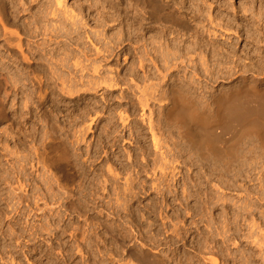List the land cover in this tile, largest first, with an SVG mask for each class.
I'll use <instances>...</instances> for the list:
<instances>
[{
    "label": "bare ground",
    "instance_id": "6f19581e",
    "mask_svg": "<svg viewBox=\"0 0 264 264\" xmlns=\"http://www.w3.org/2000/svg\"><path fill=\"white\" fill-rule=\"evenodd\" d=\"M6 1L0 0V36L4 40L3 44H6V48L14 52L16 59L24 64L31 65V57H35L34 54L40 50H42L41 54L44 53L40 59L48 58L49 61L47 69L50 75L46 74L50 77L47 75L48 78L45 79V74L42 76L43 72L30 73L34 86L32 98L37 99L39 107L51 94L49 93L52 90L51 82L56 83V80L61 82V90L65 95L74 96L94 91L102 93L101 99L104 98L105 103L108 104L107 113L110 115L112 112L109 117L113 116V112L117 113L123 130L129 131L132 141L134 138V143L140 145L147 143L148 139L143 132L145 128H137L136 120H131L138 112L142 126H146L151 136L152 150L150 146L143 145L137 149L140 153L133 152V155L132 153L129 155L126 152L128 158L132 159V162L129 161L132 163V169L134 168L133 172L135 171L137 176L144 172L147 179L151 175L150 189L163 198L166 207H170L167 197L174 195L175 200L181 197V207L185 206V210L193 211L195 217H201L200 220L204 223L209 237L204 238L198 249L195 248L198 251L196 252L198 263L217 264V260L211 258L215 248L211 247L213 244L222 242L223 246L228 248L236 247L241 241H247L259 249L260 263L264 264V46H261L262 48L258 46L264 45V0L259 3L242 1L239 8L231 2L226 3L225 0L221 3L217 1L216 7L207 0H99V32L94 30L96 33L91 32L92 34L90 30H85L88 23H84L85 17L82 18L81 11L80 14L76 12L78 15H75L76 9L66 5L65 0H53L40 7L41 19L36 20L38 19L36 18L35 21L24 26L23 32L26 31V35L33 41L36 40L28 44L24 43L22 29L16 19L9 18ZM124 5H126L125 9ZM109 6L114 10L111 14L104 12ZM224 11L233 13L226 16L223 14ZM239 13L243 16L240 17ZM111 24H114V27ZM110 31L114 33L109 35ZM73 35L77 37L73 38ZM83 35L92 45L93 51L95 49L93 55L90 52L92 50L88 51V47L84 50L79 44L83 38L85 40ZM92 35L99 38V44ZM38 38L43 39L44 44L38 42ZM60 38L68 40L67 43L74 41L72 39L76 41L77 38V43L75 41V44L73 43L76 45L75 51H68L70 50L68 48L61 50L62 52L59 51L60 49L59 52L41 49L54 40L60 45L61 43L58 42ZM218 39H225L226 44L221 45ZM241 39L246 45L240 52L236 47ZM128 55L131 60H129V70H120V65L114 67L113 63L118 61L120 56L125 58ZM93 56L99 57V60L91 63ZM70 60L73 62L72 65L69 63ZM89 62L92 64V73L97 74L95 75L97 77H90L91 79L84 74ZM67 63L73 66V69ZM66 68L71 71L76 69L74 71L77 72H68L66 76L63 72ZM124 70L126 73H123ZM0 78L1 104L5 105L11 97L10 86L14 85L15 88L19 81L10 74ZM219 81L233 82V85L229 90L220 89L214 92L211 85ZM124 85L131 93L126 94L125 90L122 92ZM106 93L111 94L109 96ZM115 93L120 94L115 97ZM114 98L118 100V104L111 103ZM101 112L103 111L99 110V117L102 115ZM4 113L6 115V112ZM42 120L51 126V121L45 113L44 116L42 115ZM93 120V118L89 120L88 129H91ZM113 129L112 127L111 132L114 133L115 129ZM50 130L46 131L44 137L48 135V138L46 143L42 144V149L35 150V157L33 156L35 164L30 165L32 171L33 168L37 173L40 171L38 174L42 179L39 181L40 184L34 185L32 195L34 207L41 212L65 207L63 201L72 191L73 188L70 191V187L74 182L69 174H64L62 177L57 174L65 171L62 163L67 157L65 152L60 153L61 144L57 143L53 129ZM109 136L114 138V135ZM244 142V147H241ZM57 149L59 153L56 152ZM53 153L56 160L52 157ZM23 164L25 163L22 162ZM127 166L126 168L124 165L121 169L124 172L129 171V164ZM112 167H107L106 171L112 177L109 175L106 179L103 177L101 192L116 196L117 203H115L118 205L116 207L127 209L129 206L125 199L137 196L135 183L137 176L134 172L136 177L132 178V171H129L126 174L132 177L123 178L122 187H114L112 190L107 185L121 172L116 173L119 168L114 171ZM119 180L116 186H121ZM17 181L19 186L12 188L14 197L16 196L20 203L24 201L25 195L21 180ZM29 181L27 180L28 183ZM141 188L146 190L144 186ZM190 199H194L196 205L200 206L191 207ZM72 203L78 204L76 201ZM76 205L75 207H78ZM219 210L221 213L215 216V212ZM205 214H209L210 217ZM204 215L205 218L208 217L207 220L203 219ZM177 224L176 228L173 225L174 229L170 226L173 229L172 235L174 234L180 239L178 241L182 242L188 230L178 227ZM192 224L193 228H198V221L195 220ZM170 238L165 240V244L171 248L175 239L169 240ZM133 241L130 240L126 244L124 240L123 243L117 244V248L126 253L125 258L114 255L115 251L112 252L113 255L108 254L111 252L109 247H102L105 250L102 253V248L99 246L98 250H101L102 255L99 264H169L170 262L180 264L184 261L182 258L185 255L182 257V254L180 262L178 261L180 257L177 258L176 250H167L170 254L166 251V255L164 250V256L158 258L149 252L153 251L151 249L154 251L160 249L161 245L150 248L147 242L139 241L140 246L137 247ZM82 250L80 249L81 253ZM92 256L86 254L83 257L85 263L90 264ZM228 257L234 263L251 264L247 262V254L238 249L234 252L229 249ZM186 259L187 257H185L187 262ZM193 259L191 258V263Z\"/></svg>",
    "mask_w": 264,
    "mask_h": 264
},
{
    "label": "rangeland",
    "instance_id": "374dc122",
    "mask_svg": "<svg viewBox=\"0 0 264 264\" xmlns=\"http://www.w3.org/2000/svg\"><path fill=\"white\" fill-rule=\"evenodd\" d=\"M11 1L10 0L6 1L7 2L6 4L8 5L7 12L10 15V17L9 16L8 17L12 20L16 19V22L18 23L19 27L22 29L21 33L24 43L26 44L32 42L34 43L36 40L33 41L31 37L26 35L27 33L26 31L23 32V29L25 28L24 26L28 25V23H32L33 21H35L36 18H38L36 20L41 19V14L39 13H41L40 11L42 6L48 4L50 1L53 0H36V1L11 0ZM65 1H66V5L68 4L69 7L71 8L73 7L72 9L74 10L76 9L75 13L77 12L80 14L81 11L82 18L85 17L84 23L86 24L88 23L87 28L85 29L86 31L90 30V33L95 31L99 32V10H98L99 0H65ZM207 1L213 3L214 7L217 6L218 2L219 3H221V1L224 2V0H207ZM225 1L226 3L231 2L232 4L235 5V7L239 8L240 5L242 4V1L249 3L252 2L259 3L261 0H228V1L225 0ZM110 8L111 6L108 7L109 10L106 9L104 10V12L110 14L113 13L114 10ZM125 8L126 5H124V9ZM216 12L217 11H215V14ZM77 13L75 15H78ZM232 13L233 12L231 11L230 12L224 11L223 14L226 16L228 14V16H230L232 15ZM34 14L36 15L34 16ZM38 14L40 18L38 17ZM239 14L240 17L243 16V14L241 13ZM111 26L114 27V24H111ZM113 33L114 31H110L109 35H112ZM75 37H77V35L76 36L73 35V38ZM93 38L95 41L97 39L99 44V38L97 37H93ZM40 39L41 38H38L37 41L40 42L41 44H44L43 39L41 40ZM72 40L75 41V39ZM82 40L79 41V44L82 46V48H84V50L87 47L89 49V50L87 49L88 51L92 50L90 52L92 53L91 55H93L95 49L93 51L92 49L93 47L86 40V37L85 40L84 38ZM218 40L220 41L221 45L226 44V42H224L225 39H218ZM67 41L68 40L60 38L58 42L61 43L60 44L61 46L58 45L56 43L57 41L55 42L54 40L53 42L48 43L50 46L49 45L42 46L41 49L43 50L45 49L47 51L49 50L50 52L51 51L56 52L60 49L59 51L62 52L61 50L64 51V49L68 48L70 49V50L67 49L68 51H72V50L75 51L76 45H73V43L74 44L75 42L77 43V38L75 42L72 41L71 43L70 42L67 43ZM240 41L239 43H237L238 46L236 45L237 46L236 48L241 52V50H243V48L245 47L246 42H244L242 39ZM3 43L4 40L3 38L1 39L0 36V77H3V75L7 76L10 74L12 78L15 77L14 79L16 80L18 78L19 86L16 85L15 88L14 85L10 86L11 97L10 99H8V101L5 102V105L1 104V97H0V264H89V263H85L86 261L85 259H83V257L86 254L93 255L92 256L93 258L91 257L92 261L90 260L91 261L90 264H95L96 262L99 264L100 256H102L100 254L101 250H98L99 246H101V248L109 247L108 249H110L111 252H108V254L110 253L111 255H113L115 251L114 255L116 254L117 257L121 256L125 258L126 253L124 254L123 250L121 251L117 248V244L121 242L123 243L124 240H125L124 243L126 242L129 243L130 240L131 241L134 240L133 243L135 245L137 244L136 245L137 247L140 246V242L142 241L144 243L147 242V244L150 245V248H152V246L161 245L160 249L156 251H154V249H151L153 251L149 252L150 254L151 253L153 254L152 256L156 255L158 258L164 256L163 254L164 250L166 255V251L167 250L169 251L171 249V250H176L175 254L177 258L180 257L181 254L182 257H184L183 255L187 257L188 261L186 262L184 257L182 258V261L184 260L183 263L180 264H203L202 262L198 263L199 261L197 258L198 253L196 254V252L198 251L196 249H198L202 245V243L204 242V238H208L209 235L207 229H205L204 223L200 220L201 217L199 218L198 216L195 217L193 211L189 212L185 210L186 208L185 206L181 207L180 205V203L182 202L181 197L179 198V200H175L174 195H169V196L167 195L168 196L167 200L168 203L170 202V207H166V202L163 201V198L157 195L156 193L152 192L150 189L151 187L150 180L152 178L150 177L151 175L150 176L148 175L149 177L147 179V175H145L144 172L143 173L140 172L142 174H139V176H137L136 172L134 171L135 175L137 176V179L135 178L136 176L134 175L133 172L134 168L132 169V165H131L132 163H130V161L132 162V159L128 158V154L132 153L133 155V152L140 153V151L137 149L140 148V146L143 147V145L147 147L150 146V149L152 150L151 147L152 143L150 142L151 136L148 134V130L146 129V126L144 125L142 126L140 117L137 115L138 112H136L135 115L133 114L134 117H132L131 120L132 119L136 120L135 125H137L136 126L137 128L138 127L140 129L145 128L143 132L145 133V136L147 135L146 137L148 139L147 143H140V145L137 144L139 147L136 145V143H134V138L133 141L132 138H130V132L123 130L122 124L120 123L117 117V113L113 112V116L109 117L112 114V112H110L111 113L110 115L109 113H107L109 112L107 110L108 104L105 103L104 98L103 100L101 99L100 96L102 93L99 94V92L94 91L90 93H83L81 95L69 96V95H65V93L62 92L61 82H58L56 80L55 81L57 83L56 85V83H52L50 81L51 82L50 89L52 88V90H50L49 93L51 94L39 107L37 103L38 102L37 99L35 100L34 98H32V96L34 97L33 95L34 86L31 81L32 74L30 75V73H32V71H35L36 74L39 72L40 73L43 72V74L41 73L42 76H44L45 74V79L46 77L48 78V76L50 75L47 69L48 68L47 66L49 65V63H47L49 62L48 58H46L47 61L44 58L43 60L40 59V57L44 53L42 54L40 53L42 52V50H40L37 53L35 49L34 51L36 52L34 54L35 57L32 56L31 57L32 62H30L31 65H29V63L27 65V63L24 64L21 61L17 60L15 57V53L11 52L10 49H8V47L6 48L5 46L6 44ZM258 46L261 47L264 45H258ZM251 47L252 46H250V48ZM254 48H256V46H254ZM90 52L87 53L90 54ZM125 58H127L126 62L124 61ZM125 58L123 56H120L117 59L119 62L116 61L113 63L114 67L120 65L119 68L120 70L122 69H125L126 71L129 70V66H130L129 63L131 60L129 55ZM91 60H92L91 63H93V61L95 62V60H99V57L93 56ZM69 63L71 65L73 64L71 60ZM91 63L89 62L87 63L88 65L86 64L88 67L86 69L87 71H85L84 73L86 77L88 76L89 79H91L92 77L93 78L97 77L95 76L97 75L96 73L95 74L94 72L92 73L93 69ZM58 64L60 65V63ZM70 64L68 65L71 67V69H73L72 68L73 66H71ZM30 66H34V67L30 68ZM71 69L69 70L68 68H66L65 70L63 69L64 74L67 76L68 72H72V71L74 73L77 72L74 71L76 69L72 71ZM125 70L123 73H126ZM46 73H48L49 75ZM15 75H17V77ZM127 82L129 81L127 80ZM212 84H214L213 86L211 85V87H213L214 89L213 91L217 92L220 89H225V90L231 89L233 82L219 81L217 83H212ZM18 88H20V90ZM122 88H123V90L121 89L122 92H124L125 90L124 93L126 94L131 93L130 89L126 85H124ZM110 94L111 93L108 94L106 93V95L109 96ZM119 94L115 93L114 96ZM117 102L118 100L115 99L111 103L116 104ZM119 102L124 103V101H119ZM99 110L103 111L101 112L103 116L100 115L101 118L98 116ZM4 112H6V115H4L5 114ZM44 113L50 119L52 127L48 122L42 120V115L44 116ZM114 114H116L115 117ZM4 116H8L9 118L7 119V117L5 118ZM92 118L94 120L93 123L91 124L90 127L91 129H88V125L90 122L89 120H91ZM99 118L102 120H100ZM111 122L112 124L110 125ZM111 126L115 129L114 133L113 131L111 132L112 130ZM106 127L109 128V130ZM50 128L53 129L52 131L54 136L57 138V143L61 144L59 147L61 151L60 153L63 154L65 152L64 154L67 157V160L62 163V165L65 167V171L57 174H59V177L60 176L62 177L64 174L67 175L69 174L72 176L75 183L73 182L74 185L72 184L70 187V191L73 188L72 191L69 192L70 194L65 196L64 199L65 202L63 201L65 207H61L54 211L48 210L41 212L39 210H36V208L34 207L32 195L34 193L33 191V189L35 188L34 185L37 186V184H40L41 182L39 181H41L42 179L39 176L40 174H38L40 171L37 173L36 169L34 168L32 171L31 170L32 166L30 165L35 164V162L33 161L35 157L34 154L35 150L42 149L41 147H43L44 143H46L47 141L46 138H48V135L46 136V138L44 136L47 134L46 131H51ZM109 135L112 136L114 135L113 136L114 138H112ZM117 141L118 143H116ZM245 142L241 145V147H244ZM58 149L56 152L59 153ZM55 154L53 153L52 155L54 160H56ZM16 159L19 160L16 161ZM22 162L25 163L23 164L24 166L22 165ZM122 164L123 166L125 165L126 168L128 167L127 164H129V169H130L129 171H132L133 174L131 173V175H133V177L130 174H126L129 173V171L124 172V170L121 169L123 167ZM112 166H114L115 168H113ZM107 167H112L114 171L119 168L118 169L119 171L117 170L116 173H119L120 171H121L120 173H122V175L119 173V176H117L116 178L113 177L114 178L113 181L107 185L112 190L114 187L115 188L122 187L123 184L122 182H124L123 178H126L128 176L135 178V183L137 187L136 190L137 196L135 198L129 197L128 199H125V202H127L129 206L127 207V209L126 208L124 209L123 207L122 208L116 207L117 205L116 196L110 195L108 194V192H101L102 191L101 188L103 185L102 183L104 180L103 177H105L106 179V176L109 175V173L106 171ZM16 170L17 171L19 170L18 173ZM136 171H138V169ZM19 172L23 176V179H21L22 176L19 175ZM53 172L56 173L57 171H53ZM184 172H186V170H184ZM24 175L27 177H24ZM36 176H38V178ZM17 180L19 181L21 180L25 195L24 201L23 202L21 201L20 203L16 198V196L14 197V193H13V188L19 186ZM27 180L31 181V182L29 181L30 184L27 182ZM118 180L120 181L119 183L121 185V186L118 185L119 187L116 186ZM143 180L145 182H142ZM94 184H97V186ZM25 185L26 187H24ZM143 186L146 189L145 191L142 190L141 188ZM84 187L86 189H84ZM93 187L95 188L94 189L95 191L93 190ZM178 189H180L179 186ZM180 195H181V190H180ZM76 198L79 199L77 200ZM75 201L78 203L77 205L72 203ZM79 204H81V206ZM189 204L191 207L200 206L199 204L196 205L197 202L194 199H190ZM75 205L78 207H75ZM31 209H33V211ZM215 213L216 216L219 215L221 211L219 210L216 211ZM205 215L203 219L205 218ZM207 215L208 217H210L209 214ZM208 217H206L205 219L207 220ZM195 220L198 221L199 224L198 228L200 229V231L198 228H197L198 230L196 228H193L194 226L192 223ZM199 220L201 222H199ZM176 223H178L177 224L178 227L180 226L181 228L183 227L188 230L187 235L184 237L185 240L182 242L178 241L180 239H178L174 234L172 235V230L177 227ZM78 236L79 239L77 238ZM135 236L136 238H134ZM168 236L171 237L169 240L175 239L172 243L171 248L165 244L167 238H169ZM173 237L174 239H172ZM115 238L118 239L116 240ZM81 242H84V244ZM211 247L212 248L215 247L214 248L215 251L213 250V254L211 258L213 260H217V264H242V263H234L232 259L228 257L229 249H231V251L233 250V252L236 251V249L242 251L243 253L245 252V254H247L248 263L261 264L260 263L261 259L258 256L259 249L255 247V245L253 246V244L251 245L247 241H241L236 247L227 248L225 245L223 246L222 242H219L217 245L213 244L211 245ZM78 248H80L81 250L83 249L82 253ZM102 251H103L102 253H104L105 250L102 248ZM168 253L170 254V252ZM251 254L253 255V257ZM94 257L96 258L94 259ZM191 258L196 259L195 260L196 263L194 262V259L193 262L191 263L190 262ZM178 259H179L178 261L180 262L181 257ZM169 264H175V263L170 262Z\"/></svg>",
    "mask_w": 264,
    "mask_h": 264
}]
</instances>
